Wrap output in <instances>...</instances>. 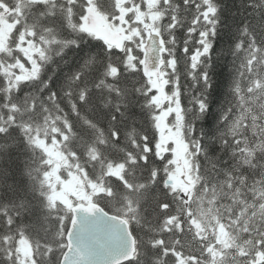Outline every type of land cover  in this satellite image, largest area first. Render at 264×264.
I'll return each mask as SVG.
<instances>
[{"label": "snow or ice", "instance_id": "obj_1", "mask_svg": "<svg viewBox=\"0 0 264 264\" xmlns=\"http://www.w3.org/2000/svg\"><path fill=\"white\" fill-rule=\"evenodd\" d=\"M0 264H264V0H0Z\"/></svg>", "mask_w": 264, "mask_h": 264}, {"label": "trees", "instance_id": "obj_2", "mask_svg": "<svg viewBox=\"0 0 264 264\" xmlns=\"http://www.w3.org/2000/svg\"><path fill=\"white\" fill-rule=\"evenodd\" d=\"M223 100L222 90L218 88L217 92L213 94L212 98V105H213V111H215L216 106Z\"/></svg>", "mask_w": 264, "mask_h": 264}]
</instances>
